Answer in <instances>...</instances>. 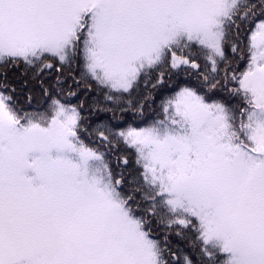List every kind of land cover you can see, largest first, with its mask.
<instances>
[{"label":"snow or ice","instance_id":"1","mask_svg":"<svg viewBox=\"0 0 264 264\" xmlns=\"http://www.w3.org/2000/svg\"><path fill=\"white\" fill-rule=\"evenodd\" d=\"M0 264H264V0H0Z\"/></svg>","mask_w":264,"mask_h":264},{"label":"trees","instance_id":"2","mask_svg":"<svg viewBox=\"0 0 264 264\" xmlns=\"http://www.w3.org/2000/svg\"><path fill=\"white\" fill-rule=\"evenodd\" d=\"M92 146H96V145H92ZM103 150V149H102Z\"/></svg>","mask_w":264,"mask_h":264}]
</instances>
